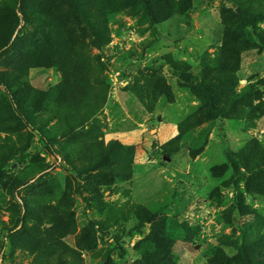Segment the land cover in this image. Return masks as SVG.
Masks as SVG:
<instances>
[{"label": "rangeland", "instance_id": "rangeland-1", "mask_svg": "<svg viewBox=\"0 0 264 264\" xmlns=\"http://www.w3.org/2000/svg\"><path fill=\"white\" fill-rule=\"evenodd\" d=\"M152 4L155 22L133 0H0V71L27 58L21 89L48 96L31 116L64 80L39 25L108 89L77 131L0 102V264H264V0Z\"/></svg>", "mask_w": 264, "mask_h": 264}, {"label": "trees", "instance_id": "trees-1", "mask_svg": "<svg viewBox=\"0 0 264 264\" xmlns=\"http://www.w3.org/2000/svg\"><path fill=\"white\" fill-rule=\"evenodd\" d=\"M135 2H139L149 14V18L152 22H155L157 19V13L154 9L153 2L157 4H161L166 2V0H133ZM172 2V0H169ZM186 6L190 7L193 4V0H184ZM234 5H237L234 2ZM239 6V4H238ZM27 7L26 20H32V16L34 13L33 9H29V5ZM246 18L249 20L250 14L244 10ZM84 14L87 15L89 19L94 17L93 10H85ZM99 15V14H98ZM261 19H264L263 17ZM40 35L44 40L43 49L45 52L43 56L39 59L40 62L50 63L56 61L61 65V69L64 73V80L59 85L58 95H57V109L55 112H52V115L48 120L44 122L39 121L40 118L31 116L29 111L31 109H39L37 108V103L44 102L48 97L45 94L34 91L30 88L29 85H25L27 88L22 90L21 87L24 85L23 78L24 75L19 72V69L23 66L24 63L27 62V58L20 57L15 65L10 66V73L5 71H0V102H3V111L9 119L14 120L15 110L19 113V115L27 122L30 128L34 131L49 133L44 130V125L46 122H51L54 119H62L65 118L68 125L77 131L80 128H83L86 124L90 122L97 114H99L105 104L107 103V95L108 89L102 88V80L100 78H95L93 80V76L91 73V64L87 62L85 59L83 60L81 57L70 58L69 56L64 57L62 47L64 45H57L52 43V37L50 34H47L44 28H41L39 25ZM50 53L59 55V58L51 57ZM30 60H34L33 57H29ZM16 60V58L11 61ZM45 65V64H44ZM67 136H64V138ZM110 146L112 147L110 150L97 148L96 152L102 151L101 154L97 155V166L96 167H104V165L108 164L109 160H114L118 152L121 151V148H124L117 142H111ZM126 148V147H125ZM128 151L129 149L126 148ZM105 155V156H104ZM264 162V158H262ZM42 170L34 167L30 164L26 170L28 173L26 182L30 181L33 177L39 174ZM221 259L218 261H214L213 264H242L240 261L239 255L236 257H225L220 256ZM246 264H261L259 261V256L257 253L253 252V255L246 257Z\"/></svg>", "mask_w": 264, "mask_h": 264}]
</instances>
